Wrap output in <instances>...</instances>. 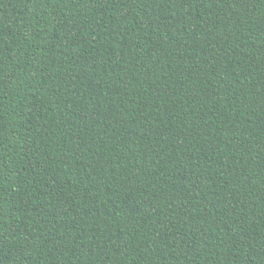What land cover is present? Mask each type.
Segmentation results:
<instances>
[{
  "label": "trees",
  "instance_id": "16d2710c",
  "mask_svg": "<svg viewBox=\"0 0 264 264\" xmlns=\"http://www.w3.org/2000/svg\"><path fill=\"white\" fill-rule=\"evenodd\" d=\"M0 264H264V0H0Z\"/></svg>",
  "mask_w": 264,
  "mask_h": 264
}]
</instances>
